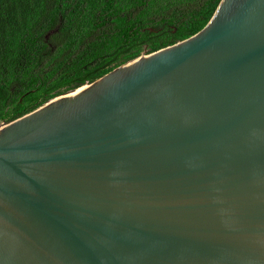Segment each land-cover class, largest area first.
Returning <instances> with one entry per match:
<instances>
[{
  "label": "water",
  "instance_id": "water-1",
  "mask_svg": "<svg viewBox=\"0 0 264 264\" xmlns=\"http://www.w3.org/2000/svg\"><path fill=\"white\" fill-rule=\"evenodd\" d=\"M0 264H264V0L1 125Z\"/></svg>",
  "mask_w": 264,
  "mask_h": 264
},
{
  "label": "trees",
  "instance_id": "trees-1",
  "mask_svg": "<svg viewBox=\"0 0 264 264\" xmlns=\"http://www.w3.org/2000/svg\"><path fill=\"white\" fill-rule=\"evenodd\" d=\"M222 0H0V126L198 34Z\"/></svg>",
  "mask_w": 264,
  "mask_h": 264
},
{
  "label": "rangeland",
  "instance_id": "rangeland-1",
  "mask_svg": "<svg viewBox=\"0 0 264 264\" xmlns=\"http://www.w3.org/2000/svg\"><path fill=\"white\" fill-rule=\"evenodd\" d=\"M143 56V55H142Z\"/></svg>",
  "mask_w": 264,
  "mask_h": 264
}]
</instances>
